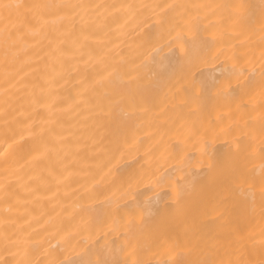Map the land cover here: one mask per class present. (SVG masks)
<instances>
[{
  "label": "bare ground",
  "instance_id": "1",
  "mask_svg": "<svg viewBox=\"0 0 264 264\" xmlns=\"http://www.w3.org/2000/svg\"><path fill=\"white\" fill-rule=\"evenodd\" d=\"M0 264H264V0H2Z\"/></svg>",
  "mask_w": 264,
  "mask_h": 264
},
{
  "label": "snow or ice",
  "instance_id": "2",
  "mask_svg": "<svg viewBox=\"0 0 264 264\" xmlns=\"http://www.w3.org/2000/svg\"><path fill=\"white\" fill-rule=\"evenodd\" d=\"M13 5L11 4H5L2 2V0H0V9H9V8H12Z\"/></svg>",
  "mask_w": 264,
  "mask_h": 264
}]
</instances>
